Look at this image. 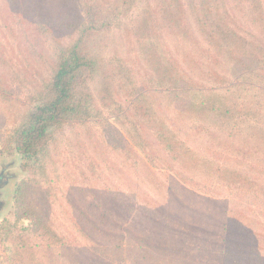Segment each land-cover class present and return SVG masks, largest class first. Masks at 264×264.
<instances>
[{
    "label": "trees",
    "instance_id": "obj_1",
    "mask_svg": "<svg viewBox=\"0 0 264 264\" xmlns=\"http://www.w3.org/2000/svg\"><path fill=\"white\" fill-rule=\"evenodd\" d=\"M3 1L7 12L20 18L18 28L27 20L51 37L55 29L79 32L68 47L54 49L51 76L42 78L37 98L41 102L17 127L0 128V155L15 151L23 160L34 158L32 175L58 172L51 179L49 174L52 194L74 172L90 188L88 213L70 198L72 185L66 183L69 188L61 192L81 222L71 220L76 245L37 203L22 209L33 217V241L19 247L29 252L31 263L264 264V221L235 211L228 197L248 199L264 211V183L256 180L260 166L258 157L253 159L259 151L249 145L252 138H264V0H231L228 7L226 0H148L139 22L122 14L129 20L124 35H134L145 49L133 56L134 69L127 63L118 67L115 93L103 58L85 48L82 21L88 11L81 0ZM169 7L172 18L160 21L156 12ZM90 11L95 15L91 6ZM93 21L90 34L101 27ZM196 34L203 49L194 50ZM39 56L40 65L47 62ZM104 96L115 111L101 120L97 106ZM96 123L106 134L92 130ZM63 126L74 134L86 127L84 139L70 143L67 135L58 137ZM199 133L218 148L200 158L213 171L204 182L184 177L167 162L184 169L189 162L198 164L197 150L187 144ZM223 134L243 144L232 148L218 139ZM89 145L90 153L82 152ZM65 151L68 157L60 162ZM239 157L246 159L243 167L227 165ZM143 177L157 183L146 194ZM23 185L14 195L18 206Z\"/></svg>",
    "mask_w": 264,
    "mask_h": 264
},
{
    "label": "rangeland",
    "instance_id": "obj_2",
    "mask_svg": "<svg viewBox=\"0 0 264 264\" xmlns=\"http://www.w3.org/2000/svg\"><path fill=\"white\" fill-rule=\"evenodd\" d=\"M230 1L231 0H226L224 5L228 7ZM146 2H148V0H81V3L83 5L85 4L84 9L88 11V15L85 16L87 18L85 19L84 17L82 21L85 27H83L81 36L83 39H86L84 40L85 48L89 51V55L91 50V55L103 58L107 74H110L109 85L114 93L117 87L116 71L118 67H122V64L127 63L128 65H132L134 69L135 63L133 56L137 57L138 50L141 51L145 49V45L143 47L140 44L142 42L139 40L133 41L134 35L130 34L131 39L129 36L124 35V31L129 28L127 25L129 20H125L122 14L129 16L133 22L137 23L143 17L144 11L142 10ZM90 6L95 12V15L92 17L90 16ZM140 7L142 8L140 9ZM20 9L23 14L27 12L24 5H22ZM213 10L214 8L211 9V11ZM161 12L159 10L156 12V17L160 21L161 18H172L174 14L172 7L164 9V11L161 9ZM185 16L188 25L193 28L191 26V15L186 13ZM204 18L203 21H205ZM90 19L94 20L91 23L97 26L101 25L100 29L94 34H90ZM19 22L20 18L10 15L6 10L4 1L0 0V90L4 91L0 93L1 129H10L14 126L17 127L23 121L27 110L33 109L41 102L42 97L39 99L37 98L41 91V86L45 84L42 82V78L47 81L49 76H51L57 55L56 53L53 54L54 49L57 50L61 47H68L79 35V32L76 30L74 32H69V28H63L62 31L58 29L54 30V38L48 34L44 35L41 29H37L27 20L25 21L26 23H21V27L18 28ZM4 23L10 25L13 28L12 31L5 28V25L2 26ZM160 28H162L161 25ZM161 32L162 35L159 34V36L161 35L163 37L165 32ZM150 34L154 35L153 31H150ZM90 36L94 37L90 38ZM144 36L150 39L149 35L144 34ZM193 37L197 40L198 44V48H194V50L203 49L204 45L202 39L199 38L197 34L193 35ZM148 49L146 51H148ZM114 53L119 54L116 57ZM195 53H199V51L197 50ZM39 55L45 56L48 59L46 60L47 62L40 65L41 61L39 62V59H36ZM28 92L31 96L27 94ZM48 97L47 93L45 99H48ZM95 105L97 106V104ZM97 107H99L97 110L98 113H100L101 120L108 117V115L110 117V113L115 111L112 108L110 100L105 96L101 101V106L99 104ZM88 125L90 128V119L88 120ZM100 125L101 124L97 126L96 123L92 130L104 133ZM85 128L86 127H81L77 129L74 134V132L70 131L66 126H63L58 131L60 132L58 137L67 135L66 137L70 143L71 141L73 143V140L77 139L83 140ZM89 128L87 131L90 134ZM218 139L230 143L232 148L237 147L239 144H243L242 140L238 141L236 139L229 142L230 138H227L226 134L220 135ZM65 142L64 140L60 144L58 147V149L60 148L59 151L64 150L63 147ZM187 145L197 150V158L199 159L197 162L199 163L193 165L192 162H189L185 169L182 165H180V169L179 166L174 164L170 159L167 160L168 164L175 166L178 170H182L184 177H193L200 182L208 180L211 174L213 175V171L209 165L204 166L201 164L203 162H201L200 158L203 157L205 153H208L209 149L217 150L218 148H215L211 140L202 133H199ZM249 145L255 147L257 151H259L257 156L253 155V159L258 157L257 162L260 166V169L257 171L258 176L256 180L264 183V138H252ZM86 150L90 153V145L87 149H83L82 152L86 153ZM56 156L57 153L55 154V159ZM112 156L111 154V157ZM66 157H68V153L66 151L62 152L59 156V161H64ZM33 160L34 158L23 160L15 151L0 155V197L2 203L0 209V264H35V262L31 263V256L26 249H19V247H27V245L33 241L34 236L30 232L33 217L27 212L22 211V209H27L28 206L35 209V203L40 205L48 215H52L51 217L54 219L57 231L65 235L71 244H79L78 240L72 234L73 225L71 224V220H78L74 216L76 213L73 212L72 209L69 211L66 204L67 200H65L64 195L61 194L64 186L66 189L69 188L66 183L72 185L70 190H68L70 198L72 199L73 197V200L77 202L76 205H81L84 212H90V188L82 184L79 178L75 177V172L72 177H68L61 181L57 186L58 190L55 191L56 193L52 194L48 189V185H53L50 182L48 183L49 174L51 179L53 178L52 174L56 175L58 172L53 171L50 173L48 171L46 175L38 171L36 174L34 173L35 175H32V172H34ZM115 161L114 159L113 164H116ZM245 161L246 159L243 157L236 159L232 158V161H228L227 165L230 167H239V165H242L243 167L246 163ZM23 163L26 167H23ZM67 166L69 170H72L70 163H68ZM29 177H32L30 182L27 181ZM20 182H25L26 187L23 185L24 195L18 206L15 203L14 195L17 185ZM156 184L155 181L143 177L140 185L141 190L144 194L149 193L154 189ZM216 192L227 194L225 191L222 192L219 189H217ZM228 197H231L230 199L233 201L232 207L235 211L245 214L250 219L253 217V219L260 223L264 221V211H260L262 208H259L256 204L252 205V202L248 199L232 198V196ZM87 215L89 217V214ZM80 223L79 221L77 224ZM85 226L87 227V225ZM34 253L35 257H39L40 252Z\"/></svg>",
    "mask_w": 264,
    "mask_h": 264
},
{
    "label": "water",
    "instance_id": "obj_3",
    "mask_svg": "<svg viewBox=\"0 0 264 264\" xmlns=\"http://www.w3.org/2000/svg\"><path fill=\"white\" fill-rule=\"evenodd\" d=\"M0 186H1V184H0ZM0 196H1V192H0ZM1 207H2V203H1V197H0V209H1Z\"/></svg>",
    "mask_w": 264,
    "mask_h": 264
}]
</instances>
